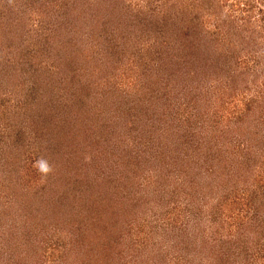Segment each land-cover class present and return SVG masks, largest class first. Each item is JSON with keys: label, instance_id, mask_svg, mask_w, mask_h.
I'll use <instances>...</instances> for the list:
<instances>
[{"label": "rangeland", "instance_id": "rangeland-1", "mask_svg": "<svg viewBox=\"0 0 264 264\" xmlns=\"http://www.w3.org/2000/svg\"><path fill=\"white\" fill-rule=\"evenodd\" d=\"M0 264H264V0H0Z\"/></svg>", "mask_w": 264, "mask_h": 264}]
</instances>
